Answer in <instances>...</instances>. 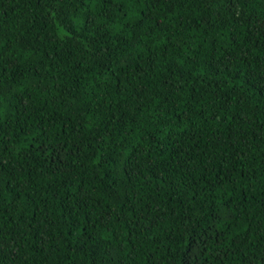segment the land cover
I'll return each mask as SVG.
<instances>
[{"label": "trees", "instance_id": "1", "mask_svg": "<svg viewBox=\"0 0 264 264\" xmlns=\"http://www.w3.org/2000/svg\"><path fill=\"white\" fill-rule=\"evenodd\" d=\"M0 264H264V0H0Z\"/></svg>", "mask_w": 264, "mask_h": 264}]
</instances>
